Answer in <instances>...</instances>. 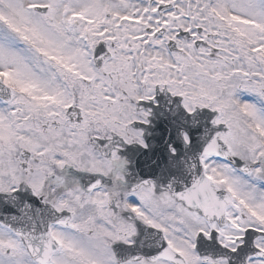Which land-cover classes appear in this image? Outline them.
Here are the masks:
<instances>
[{
	"label": "snow or ice",
	"instance_id": "1",
	"mask_svg": "<svg viewBox=\"0 0 264 264\" xmlns=\"http://www.w3.org/2000/svg\"><path fill=\"white\" fill-rule=\"evenodd\" d=\"M0 264H264V0H0Z\"/></svg>",
	"mask_w": 264,
	"mask_h": 264
}]
</instances>
